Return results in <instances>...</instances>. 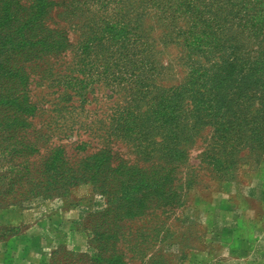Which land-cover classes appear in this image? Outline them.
I'll list each match as a JSON object with an SVG mask.
<instances>
[{
    "label": "rangeland",
    "instance_id": "374dc122",
    "mask_svg": "<svg viewBox=\"0 0 264 264\" xmlns=\"http://www.w3.org/2000/svg\"><path fill=\"white\" fill-rule=\"evenodd\" d=\"M10 1L24 22L29 8L48 9L27 30L35 43L38 34L60 42L34 49L26 69L35 160L61 150L65 163L83 166L109 152L116 177L144 174L163 189L132 195L130 203L148 207L128 220L115 218L120 200L106 215L109 197L98 184L34 198L24 210L53 200L84 210L83 250L60 245L50 263L73 264L68 251L93 255L111 222V249L126 264H209L206 254L218 250L207 225L216 196L264 183V0ZM8 32L3 58L15 48H3ZM29 32L10 43L25 45Z\"/></svg>",
    "mask_w": 264,
    "mask_h": 264
},
{
    "label": "trees",
    "instance_id": "16d2710c",
    "mask_svg": "<svg viewBox=\"0 0 264 264\" xmlns=\"http://www.w3.org/2000/svg\"><path fill=\"white\" fill-rule=\"evenodd\" d=\"M19 9L10 0L0 1V38L4 31H9L3 48L15 47L6 58L0 57V209L12 207L25 209L36 197L56 198L68 194L80 183H92V185L98 184V188L103 189L104 194L109 197L106 215L112 216L116 212V200L118 202L120 200L122 208L118 209V215L115 218L128 220L142 216L148 207L146 200L139 199L134 204L129 202V198L146 192L150 185L157 189V193L162 192L163 189L158 186L159 182L153 184L154 180L148 179L145 175L146 180L144 174H134L124 170V177H116L115 174L120 170L112 168L109 152L86 158L83 166L82 161L74 166L65 163L61 150L51 153L47 159L35 160L37 156H40V148L28 138L35 135L32 128L36 109L31 104L26 90L29 79L26 69L34 68L33 65L36 62L33 61L34 49L43 47L45 51L51 45L57 48L60 42L49 43L47 37L38 34V40L35 43L33 40L36 35H31L32 33L27 30L37 21L40 22L49 13L48 9L41 12L38 8L34 12L32 8H29L27 11L32 17L25 22L20 21L23 15L19 17ZM24 30L29 32L26 38L27 43L21 45L18 38H15L16 41H12L13 44H11L10 41L15 35L18 34L21 37V32ZM24 49H28L27 54H22ZM18 50H21V53ZM162 186L164 189L171 190L167 183ZM115 226L114 223H107V229L101 235L104 236L102 239L104 244L100 245L101 248L94 245L93 255L68 251L70 259H76L73 264H126L123 261L124 257L110 246V240L114 238ZM59 249L53 252L52 259L64 250L61 247Z\"/></svg>",
    "mask_w": 264,
    "mask_h": 264
},
{
    "label": "crops",
    "instance_id": "0c3cea01",
    "mask_svg": "<svg viewBox=\"0 0 264 264\" xmlns=\"http://www.w3.org/2000/svg\"><path fill=\"white\" fill-rule=\"evenodd\" d=\"M83 213L62 200L28 210L0 209V264H51L60 245L82 251L77 225ZM207 225L210 243L218 247L216 255L206 254L209 264H264L263 181L234 184L216 196L208 208Z\"/></svg>",
    "mask_w": 264,
    "mask_h": 264
}]
</instances>
